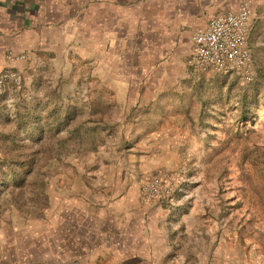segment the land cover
<instances>
[{
    "label": "crops",
    "instance_id": "obj_1",
    "mask_svg": "<svg viewBox=\"0 0 264 264\" xmlns=\"http://www.w3.org/2000/svg\"><path fill=\"white\" fill-rule=\"evenodd\" d=\"M243 1L251 6L249 41H264V0H0V72L11 66L31 73L38 64L48 68V60L78 55L96 79L94 110L108 109L102 116L109 124L134 128L125 136L136 159L120 180L105 181L97 190V184H86L92 191L70 199L62 213L50 218L49 227L47 216L36 231L34 217L27 215L25 228L15 223L12 229H0V264L213 260L212 216L197 199L173 207L146 202L139 179L150 169L171 168L159 159L189 155L190 127L196 121L159 112L179 108L186 95L190 102L197 79L212 74L189 63L193 33ZM9 51L26 58L10 61ZM116 109L121 111L118 119L112 114ZM2 122L0 116V126Z\"/></svg>",
    "mask_w": 264,
    "mask_h": 264
},
{
    "label": "rangeland",
    "instance_id": "obj_2",
    "mask_svg": "<svg viewBox=\"0 0 264 264\" xmlns=\"http://www.w3.org/2000/svg\"><path fill=\"white\" fill-rule=\"evenodd\" d=\"M248 43L250 78L210 71L197 79L190 102L186 95L179 108L159 112L196 121L189 155L159 159L171 168L139 179L142 197L146 179L170 176L181 201L197 199L212 216L213 260L197 264H264V41ZM68 58L18 71L22 85L0 97V229L25 228L27 215L36 231L47 216L49 227L70 199L92 191L86 184L97 190L136 165L125 136L134 128L109 124L102 116L108 109L94 110L91 67L76 54ZM112 114L118 119L121 111Z\"/></svg>",
    "mask_w": 264,
    "mask_h": 264
},
{
    "label": "built area",
    "instance_id": "obj_3",
    "mask_svg": "<svg viewBox=\"0 0 264 264\" xmlns=\"http://www.w3.org/2000/svg\"><path fill=\"white\" fill-rule=\"evenodd\" d=\"M251 6L243 1L236 10L217 14L205 27H199L192 35L189 63L198 71L234 75L242 72L248 78L247 69L251 61L249 48ZM10 61L26 58L25 53L9 51ZM14 85H22V77L13 67H5L0 72V97ZM145 201H162L168 204L180 202L176 194V184L170 176H153L146 179L141 187Z\"/></svg>",
    "mask_w": 264,
    "mask_h": 264
}]
</instances>
